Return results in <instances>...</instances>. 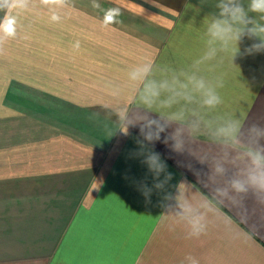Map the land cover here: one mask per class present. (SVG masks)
Wrapping results in <instances>:
<instances>
[{"label": "crops", "instance_id": "0c3cea01", "mask_svg": "<svg viewBox=\"0 0 264 264\" xmlns=\"http://www.w3.org/2000/svg\"><path fill=\"white\" fill-rule=\"evenodd\" d=\"M95 2L100 8L67 0L53 22L32 0L18 12L15 38L0 43V264H180L188 255L200 264H264V202L230 186L246 167L249 127L264 126V52L244 54L255 42L247 36L235 58L209 45L220 0ZM238 2L247 11L249 0ZM112 7L119 22L105 27ZM210 47L216 55L204 59ZM145 61L157 79L195 71L223 100L210 112L190 106L198 115L190 111L154 142L171 174L160 187L165 173L155 178L134 155L139 125L121 131L122 110L159 118L138 106L127 80ZM200 116L242 118L240 146L214 140ZM177 128L182 152L164 143ZM225 153L217 175L214 161ZM193 214L205 225L198 238H188Z\"/></svg>", "mask_w": 264, "mask_h": 264}, {"label": "clouds", "instance_id": "9594fccd", "mask_svg": "<svg viewBox=\"0 0 264 264\" xmlns=\"http://www.w3.org/2000/svg\"><path fill=\"white\" fill-rule=\"evenodd\" d=\"M40 4L48 7L53 22L61 19L57 9L66 5L67 0H39ZM32 0H0V12L4 15L0 18V43L7 38H15L17 34L18 12L27 10ZM94 8H100L94 0ZM219 15L214 17L208 24L207 36L209 45H219L220 51L230 52L233 58L240 55L239 45L247 36L255 42L244 50V54L264 52V24H260L248 16V12L258 13L264 19V0H249L247 11L238 0H220L217 5ZM121 15L119 7L104 10L102 23L105 27L118 23ZM76 47H79L77 43ZM217 52L216 47H210L204 59H212ZM199 63V61L197 62ZM155 65L145 61L132 66L127 72V80L137 90V104L149 112H157L159 118L150 116L130 117L127 110H122L120 119L124 123L122 134L129 135V127L139 125L142 139H137L139 146L134 152L136 157H143L142 162L147 164L148 169L158 178L165 173V180L171 179V174L166 172L167 165L161 159L158 152L154 151V142L161 140V133L173 123L181 124L191 111L192 115H198L190 106L196 105L200 109L210 112L223 103L216 86L212 85L203 76L195 71L173 72L170 77L157 79ZM118 92V89H117ZM210 135L217 142L227 147H239L243 128V119L229 117L220 122L205 120L200 116ZM193 130L199 131V125L193 124ZM249 146L245 149L243 157L246 167L242 173L230 180L231 189L237 194H247L250 191L258 201L264 202V126L253 124L248 129ZM172 142L171 147L176 152L184 150L183 129L177 128L164 139V143ZM227 153L214 161L213 171L217 175H223L226 171L224 164L227 163ZM227 193H225L226 195ZM191 231L188 238H198L205 230L199 215L193 214L189 220ZM180 264H200L199 260L188 255Z\"/></svg>", "mask_w": 264, "mask_h": 264}]
</instances>
